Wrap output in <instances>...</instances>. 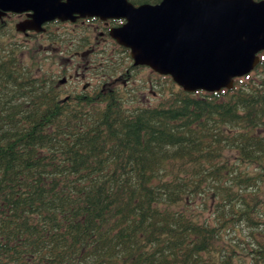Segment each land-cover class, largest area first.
Returning a JSON list of instances; mask_svg holds the SVG:
<instances>
[{
    "label": "trees",
    "instance_id": "1",
    "mask_svg": "<svg viewBox=\"0 0 264 264\" xmlns=\"http://www.w3.org/2000/svg\"><path fill=\"white\" fill-rule=\"evenodd\" d=\"M31 61L0 59V264H264V53L156 107L64 102Z\"/></svg>",
    "mask_w": 264,
    "mask_h": 264
},
{
    "label": "water",
    "instance_id": "2",
    "mask_svg": "<svg viewBox=\"0 0 264 264\" xmlns=\"http://www.w3.org/2000/svg\"><path fill=\"white\" fill-rule=\"evenodd\" d=\"M4 12H31L23 30L76 18H122L111 37L130 50L135 66L171 76L187 93L231 90L264 52V0H0Z\"/></svg>",
    "mask_w": 264,
    "mask_h": 264
},
{
    "label": "flooded vegetation",
    "instance_id": "3",
    "mask_svg": "<svg viewBox=\"0 0 264 264\" xmlns=\"http://www.w3.org/2000/svg\"><path fill=\"white\" fill-rule=\"evenodd\" d=\"M30 14L0 9V59L15 56L22 66H29L31 58L26 59V55L32 51L29 50L32 40L42 41L40 47L56 46L60 67L53 73V79L57 83L58 97L64 102L101 93L125 101L132 97L140 105L156 107L163 99L172 97L175 87L179 88L170 76L160 75L145 65L135 66L129 50L111 37L112 29L126 23L122 18L55 20L43 25L42 33H36L23 30ZM51 27L56 31H51ZM34 63L39 65L37 60ZM260 199L264 203V193ZM262 211L264 214V209Z\"/></svg>",
    "mask_w": 264,
    "mask_h": 264
},
{
    "label": "rangeland",
    "instance_id": "4",
    "mask_svg": "<svg viewBox=\"0 0 264 264\" xmlns=\"http://www.w3.org/2000/svg\"><path fill=\"white\" fill-rule=\"evenodd\" d=\"M51 31H56V28L55 27H51L50 29ZM41 44H43L42 41H40ZM40 43L37 42V40H32V44H31V48L29 50H32L30 51V53H28V55H26V59L27 57H34V60H37L38 63H39V66L36 69H39V72L40 71H52V73H54L55 71H57L60 67V63H59V58H57L56 56V51H57V48L56 46H52V45H45L40 47ZM37 66V64H36ZM230 155V154H228ZM231 158V156H230ZM200 200L197 199L196 202H195V206L192 207L193 209H197V206H200L201 208H203L204 206H202L200 204ZM209 202L207 203V208L209 207ZM213 207V204H211V206L209 208H212ZM203 215L206 217L207 216V213H203ZM234 234L235 236L240 240V241H243L245 244H246V230H245V227L244 225H242V223H239L237 224L236 228H234ZM255 233H260V232H255ZM240 256H241V253H240Z\"/></svg>",
    "mask_w": 264,
    "mask_h": 264
}]
</instances>
